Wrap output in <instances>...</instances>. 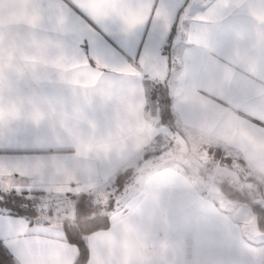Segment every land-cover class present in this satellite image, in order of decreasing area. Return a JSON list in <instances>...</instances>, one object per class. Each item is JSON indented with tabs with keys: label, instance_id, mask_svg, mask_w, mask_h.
I'll return each instance as SVG.
<instances>
[{
	"label": "crops",
	"instance_id": "crops-1",
	"mask_svg": "<svg viewBox=\"0 0 264 264\" xmlns=\"http://www.w3.org/2000/svg\"><path fill=\"white\" fill-rule=\"evenodd\" d=\"M77 2L98 23L118 16L131 33L149 19L153 0ZM184 2L198 8H186L177 25L166 76L149 51L139 67L77 57L67 35L90 26L69 22L65 0H0V147L20 134L35 149L34 159L0 153V189L42 191L72 206L80 194L103 199L137 157L171 139L199 166L175 160L144 175L117 200L110 227L86 236V264H264L252 207L221 203L211 184L201 187L207 158H226L264 193V0ZM221 2L224 15L239 13L226 33L201 15ZM155 16L167 28V11ZM164 80L181 135L160 123L151 98L153 83ZM7 242L18 264H75L79 255L62 231L35 236L23 221Z\"/></svg>",
	"mask_w": 264,
	"mask_h": 264
},
{
	"label": "snow or ice",
	"instance_id": "snow-or-ice-1",
	"mask_svg": "<svg viewBox=\"0 0 264 264\" xmlns=\"http://www.w3.org/2000/svg\"><path fill=\"white\" fill-rule=\"evenodd\" d=\"M69 22L89 25L84 32H71L67 39L77 57L86 59L91 66L96 60L104 59L129 60L139 67V58L146 51L152 52L160 57L165 64V74L169 64L166 55L168 45L172 39L174 29L184 22L186 8L195 11L197 5H186L184 0H153L152 12L149 19L138 26L131 33L122 30V22L118 16L113 15L109 21L98 23L90 13L82 8L77 0H65ZM163 8L168 13L169 24L163 27L156 20V10ZM227 6L224 3H214L201 15L216 21L218 33H226L231 20L238 15L236 9L229 15H224ZM143 71V70H142ZM145 74H147L145 72ZM264 124V122H262ZM35 149L29 151L26 137L17 134L8 136L4 147H0V153L23 155L28 159H34ZM23 191V190H22ZM33 201L25 198L22 193L15 189L4 191L0 189V264H16L14 253L8 244V239L13 236L19 228V222L23 221L30 226L31 234L35 236L50 235L55 231H62L64 238L69 244H75L80 258H87V247L82 238V233L89 225H98L100 221L109 219L107 210L101 212L100 206H93L94 211L89 212L88 205L83 201L77 204V214L71 220L67 217L59 225H54L52 219H32L31 213ZM109 205L104 208L108 209ZM51 212V210H50ZM82 245H85L82 248Z\"/></svg>",
	"mask_w": 264,
	"mask_h": 264
},
{
	"label": "trees",
	"instance_id": "trees-1",
	"mask_svg": "<svg viewBox=\"0 0 264 264\" xmlns=\"http://www.w3.org/2000/svg\"><path fill=\"white\" fill-rule=\"evenodd\" d=\"M177 33L174 29L172 34V39L168 45V49L166 52L167 57L169 58V67L170 70L172 68V60L171 58V49L174 42V37ZM151 98L156 100L159 108V119L160 123L166 126L170 131L175 135H181L180 132V124L178 122L176 113L174 112L172 105V94L171 88L167 80L154 82L151 87ZM179 139H171L168 142V145L164 149L155 150V151H146L143 155L137 157L134 162L130 164L128 168L118 174L116 181L110 187L108 194L103 199H94L90 196H86L83 194L77 195L73 197V208H74V216L77 214V204L80 201H83L86 205H88L89 212L94 211L93 206L99 205V210L101 212L107 210L109 219L107 221H100L98 225H89L88 228L82 233L83 241L87 247V258H80L76 260L75 264H86L89 254V248L86 243V236L99 230H105L110 227V217L111 213L115 211L119 204L117 200L126 195L129 189L133 186H137L139 180L147 175L152 170L171 164L173 161H181L182 165L193 167L195 164L189 158H185L183 151L181 150V145L178 141ZM219 154V153H218ZM216 154L217 156H219ZM215 159L207 158V161L204 166H213V162ZM213 164V165H212ZM197 167H199L197 165ZM204 177H206L203 174ZM253 180V179H249ZM256 182V181H255ZM220 191L229 199L247 203L252 207V210L256 214L257 225L259 229L264 232V205H262L259 201L252 198L251 190L242 191L239 188L232 185L227 180L220 181L218 184ZM258 188V187H257ZM262 190V189H260ZM18 193H22L25 198L31 199L33 201L32 207L33 212L30 214L32 219H39L44 217L45 215H53L54 208L58 207L60 200L53 195L42 191H16ZM257 194V190H255ZM43 203L48 204V209L43 207ZM109 205L108 209H105L104 206ZM51 210V212H50ZM70 220V219H69ZM63 220H61L62 222ZM82 245V248L85 246ZM16 264L18 261L14 257Z\"/></svg>",
	"mask_w": 264,
	"mask_h": 264
},
{
	"label": "rangeland",
	"instance_id": "rangeland-1",
	"mask_svg": "<svg viewBox=\"0 0 264 264\" xmlns=\"http://www.w3.org/2000/svg\"><path fill=\"white\" fill-rule=\"evenodd\" d=\"M197 166V165H195ZM242 174V175H241ZM204 175L206 176L207 180L209 183L207 184H201V187H208L209 184L213 187L212 193H214V197L219 201V202H224L228 201L229 198H227L218 188V183L222 180H227L230 182L232 185L235 187L241 189L242 191L246 190H251L252 192V198L255 200L259 201L262 205H264V193L261 195V193L255 192L257 189L254 184L249 181L245 180V173L242 171V166L237 163L236 161L234 162H229L228 159L224 158L223 161H215L214 166H209L205 171ZM210 186V185H209ZM60 200V199H59ZM61 201V200H60ZM65 201L62 199L61 202ZM243 207H246V211H249V213H252V210L250 206L244 202H242ZM61 204V203H59ZM45 206V209H48V204L43 203V207ZM73 215L74 217V209L72 206V203L69 202H64L58 207L54 208V214L49 217V219H52L53 221H58V220H63L65 217L68 219L71 218ZM46 217V215H45ZM71 220V219H70Z\"/></svg>",
	"mask_w": 264,
	"mask_h": 264
},
{
	"label": "clouds",
	"instance_id": "clouds-1",
	"mask_svg": "<svg viewBox=\"0 0 264 264\" xmlns=\"http://www.w3.org/2000/svg\"><path fill=\"white\" fill-rule=\"evenodd\" d=\"M60 111H61V113L63 112V106H61ZM48 114H49L50 116L56 114V109L50 107V109H49V113H48ZM38 115H41V116H42L43 113H39V112H38Z\"/></svg>",
	"mask_w": 264,
	"mask_h": 264
}]
</instances>
